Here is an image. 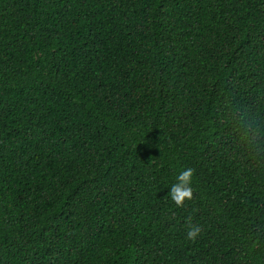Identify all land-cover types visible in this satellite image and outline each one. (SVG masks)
I'll list each match as a JSON object with an SVG mask.
<instances>
[{"label": "trees", "instance_id": "16d2710c", "mask_svg": "<svg viewBox=\"0 0 264 264\" xmlns=\"http://www.w3.org/2000/svg\"><path fill=\"white\" fill-rule=\"evenodd\" d=\"M0 264H264V0H0Z\"/></svg>", "mask_w": 264, "mask_h": 264}, {"label": "clouds", "instance_id": "9594fccd", "mask_svg": "<svg viewBox=\"0 0 264 264\" xmlns=\"http://www.w3.org/2000/svg\"><path fill=\"white\" fill-rule=\"evenodd\" d=\"M193 175L194 170L192 168L189 167L183 170L176 177V182L171 186L170 192L167 194L178 208L183 207L186 200H191L193 198V189L191 186ZM201 231L202 229L200 226L192 224L189 219L187 238L195 240Z\"/></svg>", "mask_w": 264, "mask_h": 264}]
</instances>
